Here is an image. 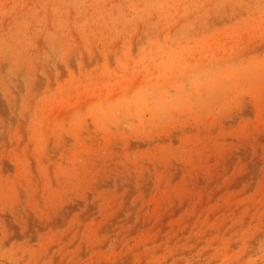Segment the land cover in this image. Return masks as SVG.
I'll return each instance as SVG.
<instances>
[{
    "label": "rangeland",
    "instance_id": "obj_1",
    "mask_svg": "<svg viewBox=\"0 0 264 264\" xmlns=\"http://www.w3.org/2000/svg\"><path fill=\"white\" fill-rule=\"evenodd\" d=\"M0 264H264V0H0Z\"/></svg>",
    "mask_w": 264,
    "mask_h": 264
}]
</instances>
